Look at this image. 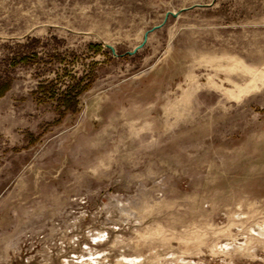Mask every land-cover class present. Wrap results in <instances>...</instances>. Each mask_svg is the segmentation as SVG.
I'll list each match as a JSON object with an SVG mask.
<instances>
[{"label": "rangeland", "instance_id": "1", "mask_svg": "<svg viewBox=\"0 0 264 264\" xmlns=\"http://www.w3.org/2000/svg\"><path fill=\"white\" fill-rule=\"evenodd\" d=\"M27 37L0 264H264V0H0V71Z\"/></svg>", "mask_w": 264, "mask_h": 264}, {"label": "trees", "instance_id": "2", "mask_svg": "<svg viewBox=\"0 0 264 264\" xmlns=\"http://www.w3.org/2000/svg\"><path fill=\"white\" fill-rule=\"evenodd\" d=\"M38 40L34 38H26L25 43H19L15 47V51L12 52L7 60L4 62L3 69L0 71V97L3 96L12 86V70L15 64L28 65L33 62L37 57L36 53V42ZM51 82L42 83L40 82L37 89L44 92V94H50V97H54L52 92L53 89ZM89 86V83L77 81L73 83L69 90L62 92L61 96L56 100L57 106L61 109L60 113L64 114L66 111H75L77 105V97L84 92Z\"/></svg>", "mask_w": 264, "mask_h": 264}]
</instances>
